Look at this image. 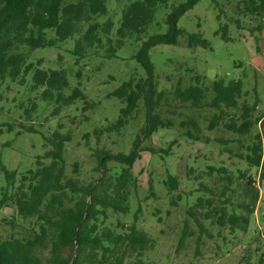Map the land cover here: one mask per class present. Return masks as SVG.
I'll return each mask as SVG.
<instances>
[{"label":"trees","instance_id":"trees-1","mask_svg":"<svg viewBox=\"0 0 264 264\" xmlns=\"http://www.w3.org/2000/svg\"><path fill=\"white\" fill-rule=\"evenodd\" d=\"M169 1L0 0V82L9 79L20 87L29 82V91H39L41 102L54 105L52 116L78 103L82 104L81 111H90L97 103L84 94L78 81L65 94L70 86L66 70L46 69L41 59L27 62L28 55L23 49L58 48L72 40L69 54L78 65L92 50L101 49L104 57L111 59L122 48L128 50L136 45L132 59L144 74L137 80L123 81L106 94L107 99L114 98L124 104L115 123L106 126V130L118 132L125 127L140 105L144 111V123L127 152L119 150L112 153L99 149L91 154L96 158L95 171L99 174L94 180L82 182L75 174L77 163L73 164L72 175L66 174L64 148L71 141V136L60 131L61 125L58 129L49 130V135L41 134L48 149L35 158L34 169L17 176L0 160V172L5 180V185L0 188V208L10 204L15 210V218L29 225L28 232L22 235L4 236L0 233V264H125L124 260L132 255L137 258L134 264H143L140 258L153 246V240L138 226L141 206L136 199L138 181L134 165L142 158V153L159 158L172 155L175 140L166 148L150 144L152 136L159 130L176 131L194 142L203 140L201 126L192 115L187 114L175 125L170 116L164 115L166 108L172 109H169L171 114L181 109H188L191 114L208 110L211 118L206 129L214 130L223 125L235 137L244 168L231 171L224 166L207 165L206 170L200 172L193 166L187 169V173L198 172L194 179L207 177L221 185L218 203L214 204L209 196L200 195L188 214L199 229L203 227L200 222V217H203L205 220L214 219L213 224L221 230L250 233L249 218L259 200V191L257 181L252 175H247L248 170L262 169L259 180H264L260 129L253 132L258 123L264 130V120L259 115L255 116L258 107L256 89L252 86L251 92L255 94L250 103L243 79L216 77L207 86L205 76L195 74L191 78L192 83L186 87L176 86L169 93L157 90L154 64L149 54L153 47L177 45L179 38H185L188 49L209 45L200 33H187L178 27L180 18L201 0H185L168 7ZM110 2L120 6L118 15L110 11ZM250 2L254 4L253 0ZM258 5L264 8V0H259ZM161 8L164 10L161 14L164 32H161V23H154L155 13ZM153 27L160 30L151 33ZM226 32L227 27L223 25L221 37L224 39H227ZM75 77H80L79 70ZM34 106L33 103L30 109L24 108L26 117ZM3 126L11 132L9 124ZM23 127L26 132H37L33 127ZM94 132L98 136L101 134V130ZM8 145L9 142L3 147ZM109 162L114 163L113 166H109ZM234 176L243 179L242 183L234 182ZM161 184L168 192L179 188L178 178L168 171ZM147 185L152 192L151 177ZM197 185L212 193L202 182ZM236 194L240 200L234 205L230 198ZM150 195L154 196L153 193ZM177 198L181 199V196ZM119 216H129L131 220H122ZM12 220L4 217L0 221L13 228L16 221ZM188 230L185 221L178 240L179 247L190 237ZM199 242L197 238L196 249ZM245 264H264V251L256 254L255 262L247 261Z\"/></svg>","mask_w":264,"mask_h":264},{"label":"rangeland","instance_id":"rangeland-1","mask_svg":"<svg viewBox=\"0 0 264 264\" xmlns=\"http://www.w3.org/2000/svg\"><path fill=\"white\" fill-rule=\"evenodd\" d=\"M185 0H170L168 7L178 5ZM201 0L194 8L184 14L178 21V27L187 33H200L208 42L206 48L188 49L185 38H179L177 45H158L149 54L154 64V75L157 90L172 92L176 86L186 87L192 83V76H205L204 83L209 86L216 77L226 80L243 79L244 88L248 90L249 102H252L256 89L258 107L255 116L264 120V8H259V0ZM110 11L119 14L120 6L110 2ZM239 6V8H237ZM163 8L155 13L154 23H161L165 31L161 14ZM226 25V38L221 37V27ZM153 27L150 32L158 31ZM160 30V29H159ZM73 41L68 40L58 48H43L36 50L23 49L27 62L42 60L46 69H65L70 86L65 90L79 87L84 94L97 104L93 110L81 111L82 104L64 108L57 116H52V104H45L39 99V91H29V82L24 87L12 83L9 79L0 82V160L17 176L28 169L35 168V158L41 156L47 149L41 134L49 135L51 131L62 126L63 133L71 136V141L65 145V170L72 175L73 164L77 163V173L80 180L88 183L99 174L95 171L97 161L91 154L95 150L104 149L115 153L119 150L127 152L144 123L142 105L128 120L125 127L118 132L106 130V126L115 123L119 109L124 104L117 99L106 98V94L117 88L120 83L130 78L137 80L143 77L141 68L132 54L136 45L119 50L116 57L107 59L101 49L92 50L89 55L75 65L74 58L69 54ZM61 56L60 60L58 57ZM80 71V77H75ZM29 117L24 114V108L30 109ZM21 104V105H20ZM21 106V107H20ZM164 115L170 116L175 125L184 120L187 114L197 120L202 129L201 142L191 141L173 130H159L151 138L150 144L166 148L175 140L172 155L168 157H150L142 153V158L136 162L133 171L137 177L138 188L136 199L140 202L138 226L147 232L153 240V246L147 249L140 258L143 264H245L255 262L256 254L264 251V180H259L262 169L248 170L257 181L259 200L255 205L253 215L249 218L250 233L228 229H219L213 224L214 219L205 220L200 217L202 229H199L188 214L194 200L202 195L209 196L213 203H218L221 185L214 179L202 177L194 179L198 174L187 173L191 166L196 171L206 170L207 165L224 166L228 170L244 168L240 160V149L234 136L223 125L214 130H207L210 111L176 110V114L166 108ZM181 111V112H180ZM177 112H180L179 114ZM11 126V132L3 124ZM33 127L36 133L26 132L24 127ZM176 130L180 129L175 126ZM260 129L264 153V130L256 125L253 132ZM51 130V131H49ZM94 130H101L98 136ZM9 142L8 147H3ZM245 144H248L245 141ZM47 163V161H44ZM264 163V159H263ZM114 163L109 162V166ZM246 168V167H245ZM166 171L173 173L179 180V188L168 192L161 184L166 177ZM186 174L189 177H186ZM236 176V174H235ZM233 177V181L242 183L243 179ZM152 178V192L147 188L148 178ZM202 182L212 190L207 193L197 184ZM5 185L0 172V188ZM199 189L200 192H195ZM153 193L154 196L150 194ZM180 195L181 199L177 196ZM1 197V192H0ZM223 200V199H221ZM240 197L236 194L230 201L236 205ZM135 203V201H134ZM136 206V204L134 205ZM205 211V210H204ZM203 211V212H204ZM202 212V213H203ZM15 210L9 204L0 208V220L13 218L15 225L0 221V233L22 235L28 232L26 223L15 218ZM119 219L130 221L131 217L119 216ZM12 220V221H13ZM189 226L190 237L184 245L178 246V240L184 222ZM249 229V228H248ZM249 233V234H248ZM199 247L196 249V239ZM259 248V251H256ZM137 260L131 256L124 260L125 264H134Z\"/></svg>","mask_w":264,"mask_h":264}]
</instances>
